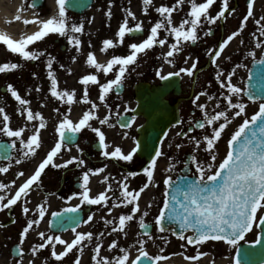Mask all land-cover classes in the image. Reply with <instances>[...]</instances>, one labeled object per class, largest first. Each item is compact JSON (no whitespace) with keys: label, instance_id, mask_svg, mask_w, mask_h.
<instances>
[{"label":"snow or ice","instance_id":"6c2138e0","mask_svg":"<svg viewBox=\"0 0 264 264\" xmlns=\"http://www.w3.org/2000/svg\"><path fill=\"white\" fill-rule=\"evenodd\" d=\"M36 0H33L35 6ZM58 4V14L52 16L47 20H25V24L37 22L41 25L40 29L32 35H28L23 39H14L7 34L0 33V44L6 46L7 50L12 54H16L24 61H36L44 55V52L32 50L31 46L37 41H42L49 34H58L65 37L68 43L72 45L77 52L82 49V40L77 35L84 32V24L69 23L66 4L68 0H56ZM189 5V11L185 18L179 24L173 21V14L178 8L185 4ZM217 3V0H177L174 5H160L155 8V11L161 17L160 20L154 23L148 30V35L141 42H132L128 44V54L113 55L106 63H100L97 60L95 52H89L86 58V64L94 69L90 74L83 75L80 78V83L84 86V94L82 100L79 102L91 104V108L85 111L82 117L74 122L65 115L60 121L56 132L58 139L54 147L46 154V157L38 164L32 175L28 176L26 180L15 190L14 195L8 197L0 194V212L5 209H11L18 203H23L24 207L22 212L28 215L30 209L27 207V197L33 190V187H39L41 184V177L49 166L55 168H68L70 165L75 164L77 167H84L86 161L73 156L64 161L62 164L55 163L62 152L71 151L68 147L74 142L76 134L81 133L85 128L90 129L98 137V143L101 146V154L105 158L122 160L124 162H132L137 152L141 149L139 140L135 141V146L125 153L121 147L116 146L114 150L109 151L110 145L106 142V134L100 127H94L91 121L98 120L100 125L109 123V116L101 119L94 113V109H98L100 105L90 101L89 99V85L97 86L100 91L99 100L105 102L106 98L114 90L122 87L129 72L130 66L138 62L140 55H146L149 50H153L157 45L160 47L169 46V50L164 55V59L169 64L173 61L171 58L179 52L183 51L187 43L195 44L199 40V31L207 23L215 25L219 20L226 18V13L230 12V0H222L221 7L215 15H212L210 9ZM255 0H247V14L241 21V26L238 30L232 32L226 39H224L217 48L210 49L207 53L211 57V63L217 67L215 75L216 81L219 86L226 89L223 93V99L226 101L224 110L220 109V103L217 102L215 108L210 112L208 105L205 103H197L201 100L202 96H207L208 100H214L215 97L208 95V93L201 92L193 99L199 109L202 110L203 116L201 120H197L194 127L189 128V132L198 129L211 128V134H205L203 139H198L195 136L191 137L195 147L199 149L202 145L204 151L210 155V161L207 164H201L197 156L191 157L192 161L196 164L198 177L196 179L187 180L183 186H178L177 191L170 198H166L163 202L159 214L154 221V227L159 233L171 232L174 236L181 240H186L187 245H202L208 241H223L228 246L236 249L235 264H241V256H247V251H242L241 242L246 240L248 234L252 233L255 229H259V235L251 243L254 245L264 244V214L258 215V212L264 210V99L258 104V110L250 117L244 118L243 122L239 125L238 129L231 135L228 141L229 150L223 160L216 165L217 153L216 148L225 130L232 123L234 118L247 117V105L243 102V96L246 95L249 101L256 102L257 97H264V57L255 59L257 56L256 51H250L248 55L253 58L254 62L258 65L256 76L259 81L258 88L255 93L252 91H245L244 88L237 86L233 82V77L236 72L233 69L230 73H225L221 68L218 61L222 58L225 49L229 46L230 42L239 37L244 31L249 18L253 16V7ZM143 11L145 14L149 11V6L153 5V0H143ZM235 12V9H231ZM107 16L111 18L112 11L109 8ZM129 18L136 20L135 13L128 10V15L124 18L123 23L119 26L116 33L117 40L111 38L104 39L102 42L103 52H108L118 46L125 44L126 37L136 33H143L145 31L143 21H137L134 25L130 26ZM19 19V17H17ZM258 26L260 36H264V16H261L255 21ZM162 30L167 33L162 37ZM211 29L204 33L210 35ZM255 36V33L253 34ZM168 37H174L173 43L169 45ZM243 44L244 41L240 40ZM255 47L264 51V42L259 39L256 40ZM73 61L76 57H72ZM231 59V57H227ZM55 57L49 55L47 61L48 78L50 80L51 95L60 101L69 105L78 102L76 100V90L71 91L67 89H59V80L53 70ZM187 63V59L185 60ZM197 62L193 63L191 67L180 68L176 72H168L163 74V69L157 71L156 75L162 81H167L173 76H180L181 73L193 75L197 68ZM21 67V64L15 62H5L0 64V74L15 71ZM61 68L64 65H60ZM247 67V65H236V68ZM69 74L72 70L68 69ZM103 74L105 78L109 74H114V78L106 79V82H101L100 75ZM33 75H36L33 73ZM251 74L249 79H251ZM40 91L39 88L36 89ZM8 91L11 96L23 107L21 115H25L27 121H35L39 118L38 125L33 124L34 131L27 139L24 138V133L27 125L14 130L10 126L11 117L7 114L5 108L0 106V119L3 121V127H0V132L6 133L8 137L16 138L13 140L12 147L16 148V142L19 141L21 148L19 151L22 153L20 159L16 160L17 164L22 163L24 159L34 157L38 154V150L42 147L41 130L47 125L43 115L39 112H33L30 105L31 101L21 96L19 91L11 84L8 85ZM239 98L234 99V98ZM234 110V111H233ZM55 111H59L56 109ZM71 111V109H69ZM132 111H135L132 109ZM135 122V117L132 118ZM218 125V126H217ZM112 126V125H109ZM121 127L130 128L131 123H121ZM127 135V134H125ZM167 135V134H165ZM179 135V133H178ZM185 136L188 133H184ZM7 145L3 146L6 155ZM78 147V145H77ZM171 147V145H170ZM177 148L182 145L177 144ZM82 151V149H81ZM163 155L162 150H157L154 157L150 160L149 166L142 169V172L147 177V183L139 190H129L127 183L128 177H135L140 173L129 172L122 181H117L119 191H115L111 183H107L110 175H105L101 183H106V191L100 192L96 196L91 195L90 177L92 175H99L106 171L107 165L103 167L84 171L81 176L80 188L82 191L74 195H78L81 204L88 205H104L107 206L109 201L115 200L116 203L113 207H128L131 206L129 214H121L118 217V224L112 227L108 235L119 232L127 237L128 233L125 231L129 222L134 221L137 213H141L139 199L145 189L152 183L154 179L155 167L157 160ZM11 160V157H7ZM11 165L0 166V173H7ZM215 169V171H213ZM171 170V169H169ZM25 172L20 171L17 173V178L24 177ZM185 179V178H182ZM168 186L172 185V177L169 176L164 180ZM16 185V180H12L10 184L0 182V192L9 190L12 186ZM108 193H112L109 195ZM167 196V193H166ZM7 201V202H5ZM151 205H149L150 207ZM80 205L73 208L65 209V212H78ZM111 212V209H109ZM45 206L38 205V219L28 220L26 226L21 232V238L18 245L20 256H23V247L29 232L33 226H39L40 222L44 219ZM53 216H61V213H53ZM95 214L89 215L84 223H90ZM149 215L148 211H143L139 216V228L143 230V236L152 239L151 227L146 221L145 217ZM68 221L74 224H79L75 217H68ZM15 223V220H13ZM64 221L61 226H64ZM108 224H114L112 220H106ZM75 233V238L68 242L61 236L47 235L41 231L38 233L41 243L32 246L31 251L33 254L38 253L40 250L51 246V255L55 260L62 261L74 249L79 253H83L87 245L93 244V232H80L75 228L72 229ZM188 233H191L190 235ZM104 233H99V237H103ZM139 244V255L131 261V264H158L159 261L167 259L162 255H150L145 250L147 240L140 239L137 241ZM63 245L64 251L57 253L56 245ZM104 247L102 242L95 243L94 255L92 260L94 264H127L129 261V251L127 248H119L118 241L113 240L108 245V251L119 248L118 255L112 258L102 256L101 249ZM183 247V246H182ZM207 253L197 251L195 256L186 257L189 260H197ZM45 264L47 262L45 261ZM74 264H80V256H77Z\"/></svg>","mask_w":264,"mask_h":264},{"label":"flooded vegetation","instance_id":"af4514ba","mask_svg":"<svg viewBox=\"0 0 264 264\" xmlns=\"http://www.w3.org/2000/svg\"><path fill=\"white\" fill-rule=\"evenodd\" d=\"M2 1L7 9V13L0 18V24H2L5 28H0V33L7 34L17 40L34 34L41 27V25L37 22L25 24V20L42 21L51 18L54 14L52 8L53 3L56 6V12L58 14V4L56 3V0H36L35 6H33V0ZM16 1H19V19L13 16L14 9L12 4ZM0 4H2L1 1ZM231 9H235V12H231ZM246 14L247 0H230V12L225 14V19L219 20L215 25H213V27L210 28V35H204V32L200 33L199 38H201V40L197 41L195 44H186L182 52H179L170 58L173 61V63L170 64L173 72L179 71L180 68L191 67V65L198 60L197 68L193 75L190 76L186 73L180 74L182 80V93L179 96L174 94H170L168 96V100L172 104L177 102L179 104L182 121L180 125H185L184 123L191 121V123L187 125V129L194 125L197 120H201L203 116L201 109L189 108L190 103H193L195 96L199 91H206L214 85L219 86V83L215 79L218 69L211 63V57L207 53L210 49L217 48L219 44L232 32L238 30L241 26V21ZM261 16H264L263 12L257 16L249 18L242 34L230 42L229 46L225 49L222 58L218 61L226 74L235 69L236 74L233 77V82L237 84V86L246 87V80L249 77V71L252 63L254 62L253 58L250 57L248 53L250 51H256L257 56L255 59L257 60L264 57V51L255 47L257 39L264 42V36H260L258 26L255 24V21ZM254 33L255 36L253 35ZM240 40H243L244 43L241 44ZM31 49L42 51L44 52V55L36 61H24L18 55L10 53L5 45L0 44V64L5 62H15L21 64V67L15 71L0 74V90L2 88L7 89L1 99H4L5 96L9 94L8 85L11 84L19 91L23 98L31 101L30 105L27 107L32 104L36 105L39 103L37 100L36 89L40 88L41 85L47 83L49 80L48 70L46 67L49 55L55 57L53 64L55 74L62 72L63 68L67 67L72 60L71 54L73 46L68 43L67 38L61 37L58 34H49L42 41H37L34 45H32ZM229 56L231 59H227ZM186 59L187 63H185ZM238 64H246L247 67L236 68V65ZM60 65L65 66L61 68ZM33 73L36 75H33ZM240 73L243 75L242 79H240ZM160 81L161 80L157 78L154 79L155 84L160 83ZM220 89H222V91L217 94L216 103L219 102L221 107L220 109H216L217 111L224 110L226 106V101L223 99L222 95L225 93L226 89L221 87ZM128 90L129 89L124 88V92L122 94ZM50 99H53V96H50ZM234 99L238 100L239 98L237 97ZM243 102L247 105L246 114H251L255 106L258 109L259 102L253 103L244 96ZM216 103L214 105H216ZM213 109H210V112ZM177 133H179L180 136L183 135L184 128ZM87 145L89 146V143ZM83 153L85 154V157L94 160L92 152L86 150ZM14 155L15 153H13V156ZM64 155L65 151L62 152L59 159H62ZM62 163L63 162H60V164ZM0 164H3V162L0 161ZM117 164L126 172L140 171L141 173L143 168L149 166L144 161L138 166L130 163L122 164L117 162ZM136 166L137 169H133ZM76 169V165H70L68 168H56L55 174H53L50 183L45 182V180L43 184H40L39 188L42 189L44 193L58 197V201L60 202L59 207L54 210L45 209L46 215L44 219L40 222L39 226H33V229L30 230L25 241L32 244V246L41 243L42 241L40 240L38 233L43 231L47 235H59L64 240L71 242L75 238V233L72 231L73 228L67 229L64 232H59L51 225L53 217L52 214L61 213L68 207L80 205V209L84 213L83 221L81 225L74 228L77 231L84 233L93 232L94 242L93 244L87 245L82 254L74 249L62 261H57L52 257V249L51 246H49L40 250L36 254H32V258H37L39 264H45V261L47 264H74L77 256H80V264H94L92 256L94 255V247L97 242H102L104 245L101 249V255L109 258L121 254L119 253V248H127L129 251V261L127 264H131V261L139 255V244L137 241L140 239L147 240L144 247L150 255H162L167 257V259L159 261L158 264H235L236 249L228 246L226 243L220 241H208L207 243L199 246L187 245L186 240L177 238L171 232L159 233L154 227V201L150 207L148 206L144 210L141 209V213L136 214L134 221L129 222V225L125 229L128 233L127 237H125L123 233L119 232L108 235V233L111 232L112 227L118 224L119 215L129 214L131 212V206H121V209L111 210V212H109L108 209L103 208L106 207L104 205L81 204L79 196L74 195L82 191L81 188L77 187L78 183L79 185L81 184L82 174L76 172ZM114 201L115 200L109 201L108 205ZM143 211H148L149 213V215L145 217V221L152 226V239L143 236V230L139 228V216ZM21 212V210H16L14 208L5 209L3 212H0V250H7L9 260L10 257L13 259V248L18 246L20 241V239L15 241V234H18L21 238V232L26 226L27 221L39 218L38 210L34 211L33 215L30 216L29 219H25L21 216ZM92 214H95L93 220L90 223H84L88 216ZM13 220H15V223H13ZM106 220H112L114 221V224H108L106 223ZM101 232L104 233L103 237H99V233ZM113 240L118 241L119 248L109 252L108 245ZM64 250L63 245H56L57 253ZM198 250L200 252L207 253V255L202 256L197 260L186 259V257L195 256ZM9 260H2V264H8Z\"/></svg>","mask_w":264,"mask_h":264},{"label":"rangeland","instance_id":"374dc122","mask_svg":"<svg viewBox=\"0 0 264 264\" xmlns=\"http://www.w3.org/2000/svg\"><path fill=\"white\" fill-rule=\"evenodd\" d=\"M177 0H153V5L149 6V11L147 14L144 13L143 8V0H96L94 6L92 9L87 12L84 15L81 16H70L71 23L75 24H84V32L82 34L78 33L77 35L82 40V45H84V54L81 57L80 61L83 63V67H85V71L87 74H90L94 71L91 67H89L86 64V58L87 54L89 52H95L96 56L99 54L98 50V44L99 41H94V39L89 38L90 40L86 41V38L90 35L86 33L87 26L89 24H92L93 32L95 34V31L102 32V42L104 39L111 38L113 40H117L116 33L118 31L119 26L123 23L124 18L128 15V10H131L135 13L136 20H133L129 18L130 26L134 25L137 21H143L144 28H145V35L141 38H131L126 37L125 44L123 46H118L114 49H110L108 52H101L99 55H102L104 53L106 56H113V55H120V54H128V44L132 42H141L143 39L147 37L148 30L151 26L154 25L155 22L161 19L159 14L155 11V8L160 5H174L176 4ZM222 2V0H221ZM220 7V1L217 0V3L213 6L212 9H210V12L212 15H215L216 12L219 10ZM111 8L112 16L109 18L107 16V12ZM254 8L257 10L254 12L253 16H256L255 14L258 13L260 10L264 9V0H258L255 4ZM189 11V5L186 3L182 7L178 8L177 11L173 14V21L175 24H179V22L185 18L187 12ZM207 23L200 29L199 34L206 30ZM93 34V35H94ZM96 35V34H95ZM105 35V36H104ZM167 33L162 30L161 36H166ZM104 36V38H103ZM169 45L174 41V37H168ZM158 45L153 49L149 50L146 55L142 54L138 58V62L135 65L130 66L129 72L126 74V78L124 80V84L126 86H132L135 83L142 81V80H154V77H156V73L161 68L163 69V74H167L170 71V68L164 59V55L169 50V46H165L163 48V52L160 51V49L157 48ZM74 54L72 57H76L77 51L74 48ZM73 60V59H72ZM67 63V62H64ZM161 63V64H160ZM65 66V65H64ZM59 72V71H58ZM66 73L67 70H63L62 72H59L56 74L58 80H59V89L63 90L64 84L66 82ZM114 78V74H109L107 78L104 77L103 74L100 75L101 82H106V79ZM89 99L90 101L100 105L98 109H94V113L98 115L101 119H103L105 116H109L110 111V105L107 103V98L105 102H101L99 100L100 91L97 86L89 85ZM40 91H37V100L39 103L36 105L32 104L30 107L33 110V112H39L43 115L46 127L41 130V138H42V147L38 150V154L34 157H29L27 159H24L22 163L17 164L16 160L20 159L22 156V153L19 151L21 148V145L19 141L16 142V148H15V157L8 163L0 164V166H7L11 165L9 171L7 173H0V182H4L6 184H10L12 180H16V185L12 186L9 190L0 192V194L6 195L8 197L14 195L15 190L19 187L20 184L24 182L28 178V176L32 175L33 173L30 172L31 167L34 166L36 163H40L45 157L48 151L51 150L52 147H54L55 142L58 139V133L56 132V128L58 127L60 121L63 119L65 115H68L71 119V112L74 107V104H67L63 101L58 100L57 98L53 97V99H50L51 92H50V80H48L47 83H44L40 86ZM84 91V87H83ZM201 93V92H200ZM199 93V94H200ZM208 95L212 96V92L208 90ZM84 94V92H83ZM83 94L81 96V100L83 97ZM77 100V99H76ZM132 101V102H131ZM201 101L206 103L208 105V108L212 106V103L214 100H208L207 96H202ZM57 102V105H56ZM200 102V101H198ZM197 102V103H198ZM135 99L133 93L131 94V91L127 92L125 96L118 97L116 99V109L119 108L120 112H123L127 110L130 107H133L135 105ZM82 109L84 111H88L91 108V104H86L80 102ZM1 106H3L7 112V114L11 117L10 126L14 130H18L20 127H24L27 125L24 133V138L27 139L31 136L33 129V124L38 125L39 118H37L35 121H27L25 118V115H21V112H23V107L19 105V103L12 98L11 94L6 96L3 101L1 100ZM190 108H196L195 104H191ZM56 109H59V111H55ZM71 109V111H69ZM256 111V107L253 110V113ZM251 114H247V117H243L242 119L236 120L234 124V128H230V133H224L218 142L216 153H217V160L216 165H218L223 158L226 156L229 146L228 141L231 138V135L234 133L235 130L238 129L239 125L243 122L244 118H250ZM116 119L117 115L110 114L109 123L105 125H100L98 120H93L91 123L94 127H100L106 134V142L110 145L109 151L114 150L116 146H119L122 148V150L125 153H128L134 146H135V136L133 133H129L130 131H135L139 125L143 123L142 119H136L134 125L129 129L128 133H119L121 132L120 128L116 125ZM112 125V126H109ZM218 126V125H217ZM0 127H3V121L0 119ZM179 130V129H177ZM116 132V133H114ZM177 131L174 130V132L170 133L166 139L164 140L162 147L160 150H162L163 155L158 158L157 165L155 167L154 172V187L152 189V192L150 194V198L154 199V221L156 216L159 214L161 208L163 207V202L165 200V194H166V185L164 183V180L167 179L169 176L174 178L177 173L179 172V167L182 165V163L185 161L186 156L185 154L191 153V155L197 156L198 161L202 164L204 160L209 159L210 155L204 151V146L202 145L199 149L195 148H177L176 147V137L174 136ZM127 134V135H125ZM210 134V133H207ZM96 136L95 133H93L90 129L85 128L81 132V139L78 142V147L75 145L71 148V151H65V156L67 159H70L73 156L80 157L81 149L85 148L84 141L90 140L92 136ZM6 137L11 139L12 141L16 138L8 137L6 133L0 132V137ZM97 137V136H96ZM98 138V137H97ZM171 145V147H170ZM64 157V159H66ZM57 159V158H56ZM39 160V162H38ZM84 161H86L83 158ZM65 161L61 159L62 162ZM58 162V161H57ZM211 162V161H210ZM56 163V160H55ZM84 167H79L76 172L83 173L84 171H87L89 168H100L104 165H107L106 171L104 173H101L99 175H92L90 177V185L93 195L96 196L102 191H106L107 184L101 183L103 180V177L105 175H110V179L107 183H111L114 187L115 191H119V187L117 185V181H122L123 178L126 176L125 174L120 173L118 169H116V166L111 163L110 161L101 162L96 165H89L87 164ZM89 167V168H88ZM116 171V175L114 174V171ZM171 169V170H169ZM23 171L25 172L24 177L17 178V173ZM215 171V169H213ZM192 173L198 175L196 164L194 168L192 169ZM145 179L146 175H142ZM143 179V180H144ZM113 180H115L113 182ZM113 182V183H112ZM137 182H143L141 179H139L137 176L135 177H128L127 183L129 184V189L132 187L134 190H138L134 185L137 184ZM148 182V181H147ZM138 187V186H137ZM146 191V190H145ZM110 194V193H108ZM112 194V193H111ZM149 194V193H148ZM27 207L32 210H38V205L43 204L45 206V209H56L58 208L59 201L58 197L54 195H43L39 191H32L30 192L29 196L27 197ZM7 202V201H5ZM24 207V204L20 203L18 206L15 207V209H21ZM104 209H108L107 207H103ZM30 214V212H29ZM28 214V215H29ZM264 214V210H261V212H258V215ZM22 215L23 212H22ZM25 216V215H24ZM25 218V217H24ZM258 235V229H255L252 233H250L246 240H252ZM17 239H20V236L18 234H15V241ZM24 251L26 253L19 259H11L9 260V257L7 256V250H0V264H2V260L7 259L9 260L8 264H39L38 260H31L32 257V244L28 242H24ZM30 256V257H29ZM31 258V259H30ZM2 259V260H1Z\"/></svg>","mask_w":264,"mask_h":264},{"label":"water","instance_id":"95a60500","mask_svg":"<svg viewBox=\"0 0 264 264\" xmlns=\"http://www.w3.org/2000/svg\"><path fill=\"white\" fill-rule=\"evenodd\" d=\"M92 0H70L72 8L78 12L87 10L91 5ZM134 35H143L136 33ZM258 65L253 69L252 78L248 82L250 91L255 93L258 88V79L256 76ZM173 84H178L177 80L169 79L163 82V86L154 87L147 83H140L137 86V100L139 102L137 113L143 114L146 118V123L140 128L141 149L138 151L142 157L151 159L158 150L161 140L168 129L179 121L178 111L176 107L168 105L164 100L165 95L172 90ZM179 92V90L177 91ZM263 98L264 97H260ZM77 135L74 137V142L77 140ZM7 145L6 155L3 146ZM11 146L7 143H0V155L3 159L7 158L10 153ZM185 178V179H182ZM195 178L180 176L177 181H172V185L168 186L169 190L167 198H170L177 191L178 186H183L187 180ZM80 217L78 218V221ZM242 251H247L249 255L241 256L242 264H262L264 262V244H241Z\"/></svg>","mask_w":264,"mask_h":264},{"label":"bare ground","instance_id":"6f19581e","mask_svg":"<svg viewBox=\"0 0 264 264\" xmlns=\"http://www.w3.org/2000/svg\"><path fill=\"white\" fill-rule=\"evenodd\" d=\"M2 2V4H0V18L3 17L4 15H6L7 13V9L5 7V5L3 4V1L0 0ZM4 6V8H3ZM12 7L14 9V17H18L19 16V1H16L12 4ZM53 16L57 15L56 12V6L53 3ZM0 28L5 29L4 26L2 24H0ZM9 32V31H8ZM24 32V31H23ZM22 32V33H23ZM86 33L89 34L90 36L86 38L87 40H90L89 38L94 39V41H99L98 44V50H99V54L103 51H101L102 49V32H100V30L97 32L95 31V34L93 32V28H92V24H89V26H87V30ZM94 34V35H93ZM105 36V35H104ZM103 36V38H104ZM84 45H82V49L80 52H77V58H79V63L78 64H72V66L70 67V69L72 70L71 74H69V72L66 73V82L64 84L63 89H67L69 91L75 89L76 90V97H77V101L76 104L73 107V111H72V115L71 118L74 122H77L83 115V113L85 112L82 109V106L80 104L79 101H81V96L83 94V85L80 83V78L83 75H86V71H85V67H83V63L80 61L81 57L84 54ZM97 54V60L100 63H106L109 59H111V56H106L104 53H102V55ZM36 169V166H32L30 172L33 173Z\"/></svg>","mask_w":264,"mask_h":264}]
</instances>
